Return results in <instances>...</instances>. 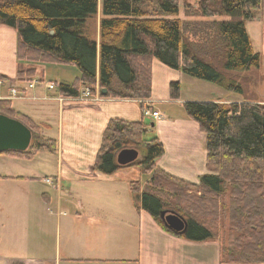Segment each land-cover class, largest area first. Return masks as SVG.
Wrapping results in <instances>:
<instances>
[{
	"label": "trees",
	"instance_id": "trees-1",
	"mask_svg": "<svg viewBox=\"0 0 264 264\" xmlns=\"http://www.w3.org/2000/svg\"><path fill=\"white\" fill-rule=\"evenodd\" d=\"M263 7V0H197L195 5L184 0L182 8L180 0H103L100 46L87 28L98 0H0V25L18 34L17 82H31L38 64H69L81 76L71 84L60 83L59 95L76 97L87 87L93 94L98 88L102 97L147 100L152 97L154 60L243 92L241 73L262 65L246 21L256 19ZM224 16L242 20H218ZM180 95L181 84L172 83V99ZM184 109L206 135L212 172L199 183L157 165L165 149L156 135L147 136L152 123L119 118L105 129L93 171L114 175L124 169L117 154L137 149L143 156L142 176L149 179L143 186L140 180L131 181V193L159 226L173 233L161 214L174 211L187 222L182 238L220 242L221 264H264V103L189 101ZM0 113L22 121L34 134L30 150L7 154L32 157L39 150L57 151L54 140L40 141L41 126L13 109L11 100H0Z\"/></svg>",
	"mask_w": 264,
	"mask_h": 264
},
{
	"label": "crops",
	"instance_id": "crops-1",
	"mask_svg": "<svg viewBox=\"0 0 264 264\" xmlns=\"http://www.w3.org/2000/svg\"><path fill=\"white\" fill-rule=\"evenodd\" d=\"M102 1L98 0L97 14L87 22L89 34L98 46L101 42ZM183 15L185 12L181 14L185 19ZM262 29L261 48L257 52L262 57L260 69L264 70V26ZM17 47V32L0 25V100L13 102L9 94L13 87L27 89L28 99L22 100L38 105L23 114L39 124L42 132L57 123L58 138L52 140L57 145L58 166L56 170L53 167L37 170L24 166L14 155L0 153V187H6L8 191L6 195H0V212H3L0 213V246H6V251H0V264H47L51 261L54 264H221L220 242L188 241L163 229L140 208L139 202L131 199V181L119 176L120 171L114 175L93 171L109 121L115 118L145 121L144 103L149 101L150 109L160 114L157 119L147 117L153 124L150 133L160 139L165 149L164 154L156 159L157 165L177 178L196 184L203 175L212 172L207 167L206 135L184 111V104L197 98H186L182 91L180 98L171 97V84L179 82L182 85L185 74L154 60L150 99L101 97L95 102L68 101L61 104L53 99L59 95L58 90L45 88V64L37 65V76L33 80L38 83L33 88H28L29 82L16 81ZM80 76L81 73L74 80L56 83L58 86L62 82L71 84ZM211 102L230 104L243 100L217 98ZM52 177L57 183L71 180L83 183V187L74 191L78 200L68 204L69 212L59 210L62 200L58 201L57 224L53 226L57 233L53 256L47 254L46 245L42 243L49 234L53 235L52 226L50 229L46 222L47 219L54 222L53 219L37 215L43 235L39 237L40 241H34L35 249H30V240L25 233L28 218L24 219L30 215L27 210L31 197L35 195L33 184L41 178V183L49 186L46 180ZM43 191L40 196L42 206L48 205L49 208L51 193Z\"/></svg>",
	"mask_w": 264,
	"mask_h": 264
},
{
	"label": "rangeland",
	"instance_id": "rangeland-1",
	"mask_svg": "<svg viewBox=\"0 0 264 264\" xmlns=\"http://www.w3.org/2000/svg\"><path fill=\"white\" fill-rule=\"evenodd\" d=\"M190 3L194 4L197 3V0H188ZM264 1V0H263ZM181 8L183 7L184 0H180ZM184 12H181L183 14ZM181 17V15H180ZM187 18V16H182ZM218 20L221 21H241L242 19L240 17H232V16H224L219 17ZM264 26V7L261 14L254 20L246 21V28L250 34V37H252L253 40V47L254 50L257 52L261 48V41H260V35L263 32L262 27ZM46 70V81H54L55 83H59L61 80H74L76 76L79 75V70L74 65L69 64H57V63H51V64H45ZM40 76V75H39ZM182 85H181V91L184 97L186 98H197V99H191V101H211L213 99H229L231 101H240V100H250V101H256L260 103H264V70L262 69H256L251 68L239 76L240 84L243 88V92H236V91H230L223 89L219 85H216L211 82H207L200 79H195L192 77H189L185 75ZM12 90V88H11ZM11 90L9 91V94H11ZM38 103H35L33 101L28 100H22V99H14L13 100V109H15L18 112L21 113H27L30 112L34 107H37ZM185 111V109H184ZM186 112V111H185ZM145 122H152L151 118L145 117ZM154 122L156 120H153ZM57 123L53 124V127L48 130L44 129L42 137L40 136V141L45 142L46 144L50 143L48 142V139H57L58 138V129H57ZM154 134L149 133L147 136H153ZM34 137V134H33ZM33 141V140H32ZM32 145V143H31ZM31 149V146L29 150ZM27 152V151H26ZM14 157L23 163L26 167L31 168H48L53 167L54 170L57 169L58 166V157L56 156V152H49L47 150H39L36 151L32 157H25V156H16ZM142 155L140 154V158L138 162L132 166H126L124 169L120 170L119 176L127 178V180L130 181H137L140 180L143 184L149 179L147 176H142V170L139 166V162L142 160ZM65 162V161H64ZM44 171V170H40ZM53 184H49V186H45L43 183H41V178H38L33 184V192L35 193L34 197H31L28 206L30 207L29 210V216H26L24 219L28 218V231L26 230L25 233L29 237L30 240V249H35L33 245L34 241H40L39 237L42 234L41 228L38 226V214L41 216L47 215L48 217H51V220L53 219L54 222H51L47 219V224L52 226V229L50 231L52 232V236L49 234V237L42 241L44 242L46 247L45 250L47 251V254L54 255L55 253V244H56V236L57 233L54 230L56 226V215L58 209V201L62 200V206L59 210H62L65 212H69L68 204H71L78 200V197L75 196L74 191H76L78 188L83 187V183H79L77 181H64L60 182L55 177H52ZM16 190V189H13ZM48 190L51 193L52 196V203L50 204L49 208L48 205L42 206V201L40 199V196L44 191ZM8 191L6 187H0V195L7 194ZM40 193V194H39ZM4 196V195H3ZM133 197L131 196V199ZM134 200V198H133ZM3 213V212H0ZM54 213V214H52ZM25 227L27 225L25 224ZM25 229V228H24ZM6 233V232H3ZM5 244L0 246V251H6L5 250ZM5 264H21V263H5ZM30 264H38L36 262H32ZM47 264H54L53 261L47 263Z\"/></svg>",
	"mask_w": 264,
	"mask_h": 264
},
{
	"label": "water",
	"instance_id": "water-1",
	"mask_svg": "<svg viewBox=\"0 0 264 264\" xmlns=\"http://www.w3.org/2000/svg\"><path fill=\"white\" fill-rule=\"evenodd\" d=\"M106 95L107 90H102ZM33 140L32 130L22 121L0 113V153L8 151L26 152ZM140 152L134 148H125L117 154L120 166H132L138 162ZM161 219L165 227L177 235L185 233L187 222L174 211H163Z\"/></svg>",
	"mask_w": 264,
	"mask_h": 264
},
{
	"label": "built area",
	"instance_id": "built-area-1",
	"mask_svg": "<svg viewBox=\"0 0 264 264\" xmlns=\"http://www.w3.org/2000/svg\"><path fill=\"white\" fill-rule=\"evenodd\" d=\"M38 83L37 80H32L28 84V88H33ZM45 88L49 91L58 90V84L52 81L45 82ZM27 89L23 88H17L13 87L11 90V99H28L27 95ZM101 92L99 89L96 90V93L93 94L90 88L85 87L80 95L76 97H67L62 95H57L56 97H53L54 100L59 101L61 104L65 102H73V103H89V102H95L99 101L101 99ZM48 99V98H46ZM145 107L143 109V115L144 117H153L155 119L160 117V114L158 112L152 111L150 109V102L146 101L144 103ZM46 182L48 184H53L52 179H47Z\"/></svg>",
	"mask_w": 264,
	"mask_h": 264
}]
</instances>
